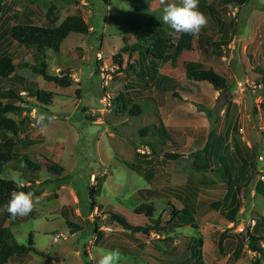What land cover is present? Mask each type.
<instances>
[{
	"label": "rangeland",
	"instance_id": "1",
	"mask_svg": "<svg viewBox=\"0 0 264 264\" xmlns=\"http://www.w3.org/2000/svg\"><path fill=\"white\" fill-rule=\"evenodd\" d=\"M1 2L0 52L15 59V68L9 78L0 79V88L17 85L52 92L51 103L40 110H37L34 97L22 92L24 100L31 106L30 115L25 125L19 127L15 139H23L28 134V147H22L21 151L25 159L36 161L34 158L41 155L57 161L63 168L60 177L49 175L45 170L37 171L41 183L36 190H44L48 195H44V199L28 216L17 217L16 222L6 219V225H10L16 241L26 243L31 233L35 248L46 255L29 252L21 263L9 260L4 264H97L102 250L110 249L120 250V264H190L193 260L190 248L196 243L191 238L198 237L202 240L201 250L206 264H251L257 255L246 248L236 261L231 259L233 246L229 240L235 239L238 234L244 237V233L251 231L260 217L264 218V114L259 107V104H264V96L261 89L252 87L257 76L256 70L264 69V0H249L235 7L222 5L218 0H199V5L218 8L220 15L228 11L226 15L236 20L237 40L250 39L253 35L255 37L258 31L261 33L256 40V43L260 42L261 51L256 57H241L236 53L231 61V67L240 80L238 84L221 91L216 98H212L211 90L201 85L202 82L189 83L184 89L177 86L179 89L176 96L174 93L122 92L126 98L139 104L141 113L134 116L129 114L133 103L118 108L111 101L118 94L117 87L121 88V84H124L122 77L131 70L122 67L127 52L121 55V69H118L119 64L113 60V56L123 45V37L132 41L136 33L151 27L154 30H170L159 20L162 9L159 0ZM51 4L55 6L54 14L59 21L67 15L77 14L89 25L86 34L70 33L61 43L59 52L46 49L45 57L41 56L51 74L70 70L71 81L63 86L32 74L29 65L34 62V58L30 49L13 41L7 34L11 25L24 21L26 16L35 24H44L45 12ZM234 9L236 15L233 16L231 13ZM28 11L31 13L27 14ZM99 53L100 60L96 57ZM24 60L27 64H24ZM58 67L60 70H57ZM227 81L230 82L229 79ZM196 93L198 96H195ZM227 101L233 103L228 114L225 112ZM108 102L112 104L107 105ZM157 102L175 110L177 117L170 119L173 125L171 136L179 142L182 147L180 151L184 154L193 148L194 138L201 139L198 146L203 143L206 131L191 134L190 131L180 129V120L188 127L200 126L207 121L218 133L230 127L234 119H237L242 128L238 130L242 143L254 145L255 142L260 149L257 173L253 175L251 185L238 193L240 208L234 222H230L226 216V209L217 210L208 205L213 200L223 198L227 189L223 181L215 180L210 185H202L199 182L200 174L191 170L186 156L178 160L162 157L166 152L163 142H171L166 134L164 141L156 136L153 124L159 126L156 120L159 114ZM209 109L213 114L207 117ZM24 114L6 113L0 116V121L11 119L16 122ZM41 114L55 117L51 123L47 119L44 121L46 127L43 131L34 126ZM143 127L150 128L149 137L138 131ZM152 139L162 142L156 144V153L151 154L153 166L158 170L154 185L169 193L172 196L170 202L178 209L182 207L180 199L189 202L196 210L195 214L189 209L187 213L179 214L178 217L185 225L168 233L150 231L148 235L135 233L131 237L129 233H122V227L115 221L107 222L110 217L101 213L102 209L93 214V219L86 218L91 207L89 193L93 187L95 200L99 206H103L105 213L115 212L133 225H142L147 221L133 211L140 203L150 204L149 199L136 192L152 185L141 173L144 166L138 170V167L130 168L125 163L129 165L134 153L143 148L147 150L146 155H149L146 140ZM21 164H24V160ZM18 171V168L7 166L1 175L21 184L27 178L22 177ZM102 176L105 177L104 182L97 184L96 180L100 181ZM209 177L210 174H205V178ZM71 191L74 192L75 203ZM167 200H151L155 207V218L161 215L162 220H168L170 208ZM199 203H204L201 208L196 207ZM63 207L66 208L65 212L61 211ZM4 211L2 209L0 215ZM67 222L80 228L74 229ZM174 223L178 225L177 221ZM95 229L98 231L95 232ZM259 229L264 237V224ZM83 250H88V258L82 256ZM261 263L264 264V258H261Z\"/></svg>",
	"mask_w": 264,
	"mask_h": 264
},
{
	"label": "trees",
	"instance_id": "2",
	"mask_svg": "<svg viewBox=\"0 0 264 264\" xmlns=\"http://www.w3.org/2000/svg\"><path fill=\"white\" fill-rule=\"evenodd\" d=\"M248 1L249 0H218L222 5H231L234 7L241 6ZM2 8L3 3L0 0V16ZM54 9L55 6L53 4L47 8L44 24L37 25L32 22L15 23L10 26L7 34L13 41L30 49L29 52L34 58V62L29 65V70L32 74L39 75L46 81L63 86L71 81L70 70L65 69L58 74H51L47 69L45 60L41 59V56L45 57L46 49H51L56 53L59 52L61 43L70 33L86 34L89 32V25L77 14L67 15L59 21L58 16L54 14ZM206 9H209L210 12L205 13L204 10ZM199 10L205 13L206 16H209V14H212V16L216 18L219 16L218 9H210L206 7L205 4H201ZM154 29L155 28L152 27L146 28L139 31L138 34L136 33V37L134 38L135 43L129 44L125 37L122 38L123 45L118 49L117 54L113 56V60L119 64L118 69H121L120 58L125 52L131 54L136 51L139 59L146 56L153 62L161 63L170 61L172 65H175L181 51L193 49L195 36L180 34L179 38H174L169 35L170 30ZM208 38L211 40V37ZM208 44L211 46H220L223 43H216L211 40ZM24 62V64H27V61L24 60ZM183 67L186 78L189 80L207 81L215 90L220 92L229 89L227 79L210 66L195 61H185ZM14 68L15 59L8 54L0 52V79L9 78ZM129 68L133 69V65L130 64ZM140 71L143 74L147 73V75L154 73L153 69H145L143 67ZM96 72H98L97 69ZM256 73L258 76L254 80V83L261 85V93L264 96V69L258 68ZM22 92H25L28 96L34 97L37 103L36 105L38 106L37 110L51 103L52 92L50 91L17 85H10L6 89L0 88V116L6 113L22 115V113L25 112L21 119L16 122L11 119H3V121H0V211L5 208L13 190L25 192L32 191L35 196L40 194V190H36L37 185H39L36 182L39 180V173L37 171L45 170L47 174L52 176L56 175V177H60L63 171L62 166L53 159L37 155L36 158H34L36 161H30L29 158V160L27 158L25 159V154L21 152L22 147H28L30 138H28V134H25L23 139H15V137L19 131V127L25 125L27 122L31 107L28 105V102L24 100ZM111 101H113L118 108L125 107L127 103H133L129 108V114L131 116L141 113L139 104L134 100L126 98L122 92H118L116 96L111 98ZM232 105L233 103L227 101V107L225 109L226 114L229 113ZM206 114L207 117H210L213 114L212 110H207ZM156 120L159 122V116H157ZM153 127H156L158 139L164 141L163 137L165 134L168 135L167 138H169L166 128L163 126L161 127L160 123L159 126L153 124ZM239 128L240 126L237 119H234L232 125L226 127L225 130L220 133H217L215 128L210 126L203 147L195 148V151L192 149L186 155L177 150L171 151L169 149L170 146L168 147L170 144L166 142L162 144V146L166 148V152L163 153L162 157L169 160H178V158L186 156L189 159V167L193 172L200 174V183L203 185H210L215 179H220L225 182L227 189L223 198L220 200H213L208 203V205L217 210L221 208L226 209V216L231 222H234L240 208L239 201L237 200L238 193L244 187L251 185L253 175L257 173L256 166L259 157L258 152L260 151L255 142H253L254 145L242 143L241 137L238 134ZM149 129L150 128L146 127L141 128V134L147 135ZM161 132L163 135H160ZM157 143L158 142H155L153 139L152 141L146 140V145L150 149L149 155L156 153ZM20 153H22L21 156ZM147 156L145 152L141 153L137 151L134 154L133 162L129 165L125 164L130 168L138 167V170L142 169L141 162L144 161L148 163L149 160H152L151 156L149 159H146ZM22 160H24V164H21ZM7 166H11L13 169L18 168L20 175L27 178L25 182H20L24 187H19L18 185L20 184L13 179L2 177L1 174ZM141 173L143 176H146L148 183L152 185V187L142 188L141 190H137L136 193L143 198L149 199L150 202L154 199H168L166 202L170 208L168 220H162L161 215L157 218L154 217L155 207L152 202L150 204L143 202L134 208L133 212L136 215H141L146 218L147 221L143 225H133L121 215L113 212L104 214L112 218L122 229L129 231L130 237L135 233L148 235L150 231L168 233V231L174 228L185 225L178 215L187 213L189 210L195 214L196 210L191 204L182 200V208H176L174 204L170 202V197L172 196H169V193H166L162 187L154 185L152 182L154 173L150 170V167L146 166ZM205 174H210V178H205ZM104 178L105 177L102 176L100 181L97 179V184H102ZM260 186H262V184H260ZM94 192L95 188L91 187L89 196L91 199L90 209L92 210L97 207ZM203 204L204 203H199L196 207L201 208ZM6 219L9 220V222L12 220L16 222V220H18L17 218H12L6 211L0 215V264H4L9 260L21 263L29 252L41 256L46 255L44 252L35 248L31 233L27 236L28 239L26 243H19L16 241L10 225H6ZM192 220L194 221V218ZM175 221L178 222V225L174 223ZM193 221L191 222L193 223ZM67 223L74 229L80 228L78 225L70 222ZM262 224H264V218L260 217L253 225L251 231H246V233H244V237L238 234L235 239L230 238L229 244L233 246L232 253L230 254L231 259L236 261L240 257L243 249L246 248L257 255V258L252 260L251 264H262L261 258H264V247L262 246V242H264V237L259 233V226ZM193 225L194 224H192V226ZM223 235L224 234H222V236ZM191 239H194L196 243L190 248V256L193 257L190 264H206L202 256L201 237ZM82 256L88 258V252L83 250Z\"/></svg>",
	"mask_w": 264,
	"mask_h": 264
},
{
	"label": "crops",
	"instance_id": "3",
	"mask_svg": "<svg viewBox=\"0 0 264 264\" xmlns=\"http://www.w3.org/2000/svg\"><path fill=\"white\" fill-rule=\"evenodd\" d=\"M200 5H199V8H200ZM206 7H209L210 9H218V8L210 7L208 5H206ZM204 11H205V13L210 12L209 9H206ZM29 13H31V11L27 12V14H29ZM226 14L228 15V11L224 12L223 15L219 14V16H217V18L213 17L212 14H209V16H206L208 18L207 26L202 28L201 31L197 35H195L194 43H193V49L181 51L175 65H172L170 61L161 62V63L160 62H153L152 60H150L149 57H146V56L139 59L136 51H134L131 54H128L127 59L125 60V63H124V65H122V67L125 68L124 66H126L127 68H129V66L131 64V65H133V69L128 71V73H126L124 75V77H122V79H123L122 82L124 84H121V88H118L117 87L118 85L115 86V87H117L116 92H125V93L129 92V93H138V94L139 93H146V92L147 93L152 92L155 94H160V93H171V94L174 93L175 94L178 92V89H179L177 86H180L182 89H184V86L185 87L189 86L188 85L189 83L197 84V83L202 82L203 84H201V85L206 86L207 88H209L211 90L210 95H212V98H216V96L218 95V93H220V91L215 90L209 82H207V81H194V80H189L186 78L185 70L183 67V63L185 61H195V62L201 63L203 65L212 67L217 73L221 74L226 79H229V81H230L228 83L229 87H233L232 85L238 84L240 82V80L237 78V74L233 71V68L231 67V61L236 57V55H237L236 53H238V55L241 57L247 56V55L256 57L258 55V52L261 51L260 42L256 43V40L258 37L260 38L261 33H258L259 31L257 30L258 32L255 34V37L253 35L252 38H250V39L249 38H241V39L238 38V40H237L236 34L238 31L236 28V20H233L231 17L227 16ZM44 20H45V15H44ZM23 22L34 23L31 20V18H29L27 16H26V18H24V21H19L18 23H23ZM37 25H40V24H37ZM208 37H211V40H213L216 43L222 42L223 44L220 46H214V45L211 46L208 44L209 41H211V40H209ZM126 39L128 40L129 44L135 43V40L131 41L129 38H126ZM142 67L145 69H148V68L153 69L154 73L151 75H147V73L143 74L140 71V69ZM57 70H60V67H58ZM255 74H257V73H255ZM257 76H258V74H257ZM257 76H255L254 79H256ZM196 95H197V93L195 94V96ZM200 98L203 99V97H200ZM158 107H159V114L158 113L157 114L160 118V120H159L160 126L165 127L167 130V133H169V138H170V142H171V143H169L170 145H168V147L170 146L169 149L171 151L177 150L178 152L184 154L183 152L180 151L182 147H180L179 142L176 141V139L173 136H171V131L173 129V127H172L173 125H172V123H170V119L173 117L174 118L177 117L176 114L174 113L175 110L172 109V107H167V106L163 107V104L161 102H160V105L157 102V109H158ZM226 107H227V104H226ZM226 107H225V109H226ZM259 107L264 114V104H262V103L259 104ZM180 122L182 123V126L180 129H185L187 131H190V132H192L191 134H193V132H194V134H198L199 132L203 133L204 131H206V135H205V139L203 140V143L200 146H198V143H201V141H200L201 139L199 137L194 138L193 139L194 141L192 142L193 148H189L188 152L191 151L192 149L203 147V145L205 144L207 135L209 133V130H210L209 122L206 121L205 123H202V125H200V126H193V127L192 126H190V127L185 126L186 124H184L181 120H180ZM239 129H242V128L240 127ZM138 131L141 132L140 129ZM218 133H220V132H218ZM156 134H157V132H156ZM150 135L151 134H149V133L147 134L148 137ZM152 137H154V135ZM190 140H191V138H189L188 141H190ZM158 143H161V142L158 141ZM184 155H186V154H184ZM150 156L151 155H148L146 157V159H149ZM133 158H134V155H133ZM133 158L131 160V163L133 162ZM153 163L154 162L152 160H149L148 163H146L144 161L141 162V164H142V166H144V168L146 166L150 167V170L154 173V177L152 179V182L156 183V176H157L156 172L158 170H157L156 166H153ZM126 164L128 165V163H126ZM215 180H220V179H215ZM53 181H55V180H53ZM36 182H37V184L41 183L40 180H38ZM199 182H201L200 179H199ZM223 183L225 184L224 181H223ZM70 193H71L72 198H73V203H75L74 201H76L75 200L76 198H75L74 192L71 191ZM44 195H48V194L43 190V191H40V194L37 196L40 197V200H42V199H44ZM237 197H238V195H237ZM182 200H184V199L182 198L179 201L181 202ZM181 204H182V202H181ZM182 206H183V204H182ZM101 209H102L101 213L104 214L105 211L103 210V206H101V205L99 206L97 203V207H95V209H93V210L90 209L86 218H92L93 219V217H94L93 214L97 213V211L98 210L100 211ZM61 211L65 212L66 208L63 207L61 209ZM113 213H115V212H113ZM96 231L97 230L95 229V232ZM122 231H123L122 233H129L127 230H124V229ZM125 235H127V234H125ZM95 236L97 237V235H95ZM95 241H97V238ZM87 252H88V250H87ZM88 256H89V253H88Z\"/></svg>",
	"mask_w": 264,
	"mask_h": 264
},
{
	"label": "clouds",
	"instance_id": "4",
	"mask_svg": "<svg viewBox=\"0 0 264 264\" xmlns=\"http://www.w3.org/2000/svg\"><path fill=\"white\" fill-rule=\"evenodd\" d=\"M159 3L162 5L159 20L168 26L171 30L169 35L174 38H179L180 34L195 36L207 26L208 18L199 10V0H159ZM46 119L51 123L55 117L41 114L34 126L43 131ZM18 186L24 187L23 184ZM39 203L40 197L35 196L34 192L13 190L4 210L12 218L26 217ZM121 255L119 249L102 250L97 264H120Z\"/></svg>",
	"mask_w": 264,
	"mask_h": 264
},
{
	"label": "built area",
	"instance_id": "5",
	"mask_svg": "<svg viewBox=\"0 0 264 264\" xmlns=\"http://www.w3.org/2000/svg\"><path fill=\"white\" fill-rule=\"evenodd\" d=\"M231 15H233V16L236 15V9H234V10L232 11ZM96 57H97L98 60H100V59H101V54H100V53H99V54H96ZM104 78H105V77H104ZM252 87H253V88H259V89H260V88H261V85H260V84L253 83V84H252ZM110 103H111V102H108L107 105H111ZM143 149H144V148H143ZM143 149H141V150H139V151H140L141 153H144L145 150H143ZM262 178H263V177H262Z\"/></svg>",
	"mask_w": 264,
	"mask_h": 264
},
{
	"label": "water",
	"instance_id": "6",
	"mask_svg": "<svg viewBox=\"0 0 264 264\" xmlns=\"http://www.w3.org/2000/svg\"><path fill=\"white\" fill-rule=\"evenodd\" d=\"M107 222H111V221H113V219L112 218H110L109 220H106Z\"/></svg>",
	"mask_w": 264,
	"mask_h": 264
}]
</instances>
